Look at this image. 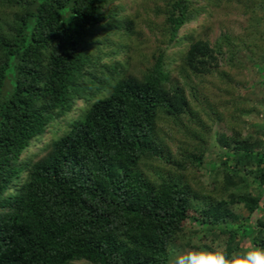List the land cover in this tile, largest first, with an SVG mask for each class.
Segmentation results:
<instances>
[{
    "label": "trees",
    "instance_id": "obj_1",
    "mask_svg": "<svg viewBox=\"0 0 264 264\" xmlns=\"http://www.w3.org/2000/svg\"><path fill=\"white\" fill-rule=\"evenodd\" d=\"M111 3L0 0V264H167L190 219L223 252L264 248V140L238 128L235 118L247 110L239 82L219 72L226 99L201 124L190 103L195 87L189 100L173 76L174 69L200 76L216 67L217 44L194 38L207 28L206 6L153 4L161 19L147 18L146 29L157 31L161 45L147 52L140 50L147 44L136 16L122 18ZM251 12L264 21V0ZM201 15L179 58L168 56L167 48L182 40L179 30ZM122 26L125 37L114 39ZM251 33L260 41L251 50L263 72L264 35ZM233 42L228 50L246 47ZM163 118L183 124L198 144L172 154L157 127ZM221 121L229 134L214 133L225 159L211 188H195L185 172L202 164L207 133ZM47 130L42 153L23 158ZM238 207L247 211L245 227L232 226ZM200 245L189 243L216 251Z\"/></svg>",
    "mask_w": 264,
    "mask_h": 264
},
{
    "label": "rangeland",
    "instance_id": "obj_2",
    "mask_svg": "<svg viewBox=\"0 0 264 264\" xmlns=\"http://www.w3.org/2000/svg\"><path fill=\"white\" fill-rule=\"evenodd\" d=\"M195 4H201L206 6V13L209 16L201 15L197 20L189 22L185 28L179 30V34L182 40L179 43L171 44L166 52L168 56L178 57L179 53L185 50L186 45L190 40L188 37L192 36L195 31L193 28L198 27L203 23L204 19H208L207 28L199 35L194 34V38L203 37L209 40L210 44L217 46L220 49L219 52H215V62L216 67L210 71L201 74L200 76H194L191 72L189 74L183 73L179 75L178 70L174 69V78L178 79V84L184 87V94L187 95L188 99L192 98V93L190 92L194 86L196 89V97L190 100L191 107L193 110L198 112V116L202 119L203 123L208 124L209 116L213 117V109L216 112L221 111L222 100L226 99L224 91H222L224 85L219 78V72H228L233 77V81H238L239 85L237 91L239 95L244 99V105L247 110L244 111L240 116L235 118L238 128L241 130L242 134L245 133H258L259 137L264 140V71L260 72L257 70L258 62L257 57L252 53V50L259 48L254 46V43L260 41L253 35L252 30H260L264 35V21L258 19L262 15L261 12L253 13L251 12L254 4L257 0H222L219 5H213L206 3V0H191ZM162 4V0H112L109 4V8L119 9V15L126 19L133 18L136 16L137 26L142 30L141 39L146 43V46L140 47L141 51L150 52L154 50L157 46L161 45L160 42H156V35L153 34L155 29L150 32L146 29V19L150 18L155 22H159L161 17L155 16L153 10L149 9L153 7V4ZM108 9V7H107ZM124 21V20H123ZM124 26L120 28L115 33L111 35L116 39L125 37ZM157 32V31H156ZM120 34V36H119ZM230 37V42H226V39ZM223 37H227L224 39ZM131 37L129 36V39ZM133 39L131 38V41ZM244 41L246 47H241L239 42ZM115 41V40H114ZM233 41H238L236 49L228 50V44L234 43ZM240 42V43H241ZM249 46H248V45ZM253 47V48H252ZM245 49V50H244ZM122 56H125V52H122ZM174 66L179 64V61L174 60ZM180 65V64H179ZM178 65V66H179ZM187 78L184 80V77ZM185 85V86H184ZM228 99V98H227ZM81 103L76 104L75 110L71 113L72 115H77L80 112ZM243 105V104H242ZM212 110V112H211ZM200 113V114H199ZM228 115V114H225ZM189 117V116H188ZM196 116H194V119ZM182 119V118H181ZM180 119V120H181ZM196 121V120H195ZM214 122L212 125V130L207 133L206 142L204 143L205 151L202 155V164L192 170H187L186 178L192 182L195 188L208 186L212 187L211 178L214 174V170L218 165L221 164L225 158L221 157L222 148L218 141L216 140V132H226L229 134L224 123ZM187 124V120H185ZM197 123V121H196ZM65 126V121L62 123ZM190 127L195 134L197 127L195 122H190ZM157 127L159 128V133L166 140L168 150L172 154L178 153L179 148H191L193 145L198 144V140L195 136L190 133L186 134V128L183 124L175 121L172 118H163L158 121ZM52 128V127H51ZM203 129V126H202ZM61 132V131H59ZM210 135V136H209ZM50 138L49 130L41 137H37L36 140L23 152V158H36L40 153H42L43 143ZM193 150V149H190ZM189 152V151H188ZM193 152V151H192ZM155 166V164H154ZM151 172L157 169L150 168ZM248 180H252V175H248ZM255 183L252 182V189L255 191ZM199 189V188H198ZM236 213L238 215L237 221H235L233 227H245L248 224L247 211L242 208H236ZM202 225L198 223L197 220H186L184 222L185 237L181 235V238L177 239L173 244L171 251L169 253V259L167 264H172L173 257L186 250L193 249L190 248L191 244H201L209 245V247L214 248V250H221L222 247L211 242L209 238L203 240V232L201 230ZM197 231V232H196ZM71 264H92L85 260L74 261Z\"/></svg>",
    "mask_w": 264,
    "mask_h": 264
},
{
    "label": "clouds",
    "instance_id": "obj_3",
    "mask_svg": "<svg viewBox=\"0 0 264 264\" xmlns=\"http://www.w3.org/2000/svg\"><path fill=\"white\" fill-rule=\"evenodd\" d=\"M172 264H264V248L252 245L231 254L219 249H186L173 257Z\"/></svg>",
    "mask_w": 264,
    "mask_h": 264
}]
</instances>
